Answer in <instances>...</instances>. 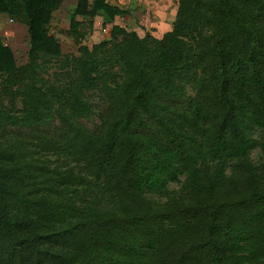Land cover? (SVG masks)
Instances as JSON below:
<instances>
[{
  "label": "trees",
  "instance_id": "trees-1",
  "mask_svg": "<svg viewBox=\"0 0 264 264\" xmlns=\"http://www.w3.org/2000/svg\"><path fill=\"white\" fill-rule=\"evenodd\" d=\"M63 1L0 0L29 34L21 66L0 38V124L60 120L0 139V264H264V162L251 159L264 156V0H177L161 37L115 23L44 89L39 59L62 55L49 25ZM99 11L131 13L78 0L76 38L77 17ZM94 89L107 101L99 130L79 121Z\"/></svg>",
  "mask_w": 264,
  "mask_h": 264
},
{
  "label": "rangeland",
  "instance_id": "rangeland-1",
  "mask_svg": "<svg viewBox=\"0 0 264 264\" xmlns=\"http://www.w3.org/2000/svg\"><path fill=\"white\" fill-rule=\"evenodd\" d=\"M118 1V0H115ZM166 3L165 6H162ZM129 8L132 13L124 19L110 21L106 16L95 18L90 24L89 17H77L82 22L80 27L84 33L83 37L76 38L70 27V17L72 11L65 9L56 10L49 25V31L56 37L61 45L62 55L60 57H49L40 55L39 61L42 67L39 70V86L49 89L54 85L56 89L61 88L67 80L66 69L63 70L62 59L68 54H78L79 43H85L92 47L96 43L111 39L110 30L112 25L117 23L128 30H135L140 36L147 32L152 35H160L164 30L170 29L173 24V14L176 10L177 0H133ZM134 11V12H133ZM22 16V15H21ZM0 38L4 44L11 46L19 66L28 61L29 52V34L27 27L22 22V17L0 16ZM121 36H119V39ZM64 73V74H63ZM50 91V90H49ZM191 87H188V95H193ZM85 97L91 105V114L80 118L79 121L91 130H99L101 127V114L107 109V101L100 89L89 90L85 92ZM16 109L21 107L20 99L16 100ZM11 101L8 97L0 96V108H10ZM60 127V120L56 117L48 124H37L31 128L13 127L8 124H0V139L4 142L15 140L13 137L34 135L36 133H54ZM54 163L58 160L47 158ZM251 159L256 164L264 162V156L258 149L251 153ZM171 188H177L176 184H171Z\"/></svg>",
  "mask_w": 264,
  "mask_h": 264
},
{
  "label": "crops",
  "instance_id": "crops-1",
  "mask_svg": "<svg viewBox=\"0 0 264 264\" xmlns=\"http://www.w3.org/2000/svg\"><path fill=\"white\" fill-rule=\"evenodd\" d=\"M78 0H64L60 6V8L58 10H61V9H65V10H68V11H73L76 3H77ZM111 3L115 4V5H118L120 6L121 8H126V9H129V8H132V6L130 4H132V1L133 0H118V1H115V0H109ZM166 3H164L162 6H165ZM133 9V8H132ZM135 10V9H133ZM134 12V11H133ZM176 12H177V5H176V10H175V13L173 14V20L175 19V16H176ZM132 13V12H131ZM2 15V14H1ZM0 15V16H1ZM102 12L99 11L98 13V18H103L102 16ZM130 14L126 15V16H123V17H120V16H117L115 18V22L118 20V18H121V19H124L125 17L129 16ZM79 17V16H78ZM117 24V23H116ZM121 26V25H120ZM167 30L169 29H166L163 31L162 34L160 35H155L157 37H161Z\"/></svg>",
  "mask_w": 264,
  "mask_h": 264
}]
</instances>
